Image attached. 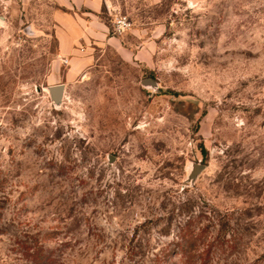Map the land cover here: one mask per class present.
<instances>
[{
  "label": "rangeland",
  "instance_id": "rangeland-1",
  "mask_svg": "<svg viewBox=\"0 0 264 264\" xmlns=\"http://www.w3.org/2000/svg\"><path fill=\"white\" fill-rule=\"evenodd\" d=\"M108 1L150 55L77 75L0 3V264H264V0Z\"/></svg>",
  "mask_w": 264,
  "mask_h": 264
},
{
  "label": "crops",
  "instance_id": "crops-1",
  "mask_svg": "<svg viewBox=\"0 0 264 264\" xmlns=\"http://www.w3.org/2000/svg\"><path fill=\"white\" fill-rule=\"evenodd\" d=\"M22 5L32 1L51 6L50 19L54 24V37L58 60H66L69 74L77 75L82 67L93 60L92 51L109 47L123 60H146L148 45L142 43L133 49L126 46L122 36L112 34L110 21L113 16L108 0H15ZM10 0H0V3ZM108 11L105 18L102 11ZM110 14V15H109Z\"/></svg>",
  "mask_w": 264,
  "mask_h": 264
},
{
  "label": "water",
  "instance_id": "water-1",
  "mask_svg": "<svg viewBox=\"0 0 264 264\" xmlns=\"http://www.w3.org/2000/svg\"><path fill=\"white\" fill-rule=\"evenodd\" d=\"M143 86H150V87H155L156 83H153L152 81L146 80L143 83ZM48 93L51 98V101L55 106H59V104L62 102L63 95H64V85L59 84V85H54L50 86L48 88ZM204 170V166L200 164H194L191 166V170L187 176V182H189L190 185H193L196 178L200 173Z\"/></svg>",
  "mask_w": 264,
  "mask_h": 264
},
{
  "label": "built area",
  "instance_id": "built-area-1",
  "mask_svg": "<svg viewBox=\"0 0 264 264\" xmlns=\"http://www.w3.org/2000/svg\"><path fill=\"white\" fill-rule=\"evenodd\" d=\"M132 24L129 19L121 14H116L113 16L111 22V32L114 35L120 36L124 34L131 28ZM63 63L66 64V60H63Z\"/></svg>",
  "mask_w": 264,
  "mask_h": 264
},
{
  "label": "trees",
  "instance_id": "trees-1",
  "mask_svg": "<svg viewBox=\"0 0 264 264\" xmlns=\"http://www.w3.org/2000/svg\"><path fill=\"white\" fill-rule=\"evenodd\" d=\"M102 13L104 15V14H106V11L104 10V11H102ZM107 14H108V11H107ZM201 151H202V153H205V151L203 150V148H201Z\"/></svg>",
  "mask_w": 264,
  "mask_h": 264
}]
</instances>
